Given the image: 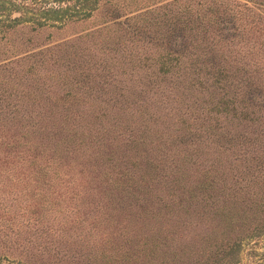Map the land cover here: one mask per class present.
Instances as JSON below:
<instances>
[{"label": "rangeland", "instance_id": "374dc122", "mask_svg": "<svg viewBox=\"0 0 264 264\" xmlns=\"http://www.w3.org/2000/svg\"><path fill=\"white\" fill-rule=\"evenodd\" d=\"M53 2L0 0V259L84 264L24 242L49 224L109 264H195L215 199L233 264H264V0Z\"/></svg>", "mask_w": 264, "mask_h": 264}, {"label": "trees", "instance_id": "16d2710c", "mask_svg": "<svg viewBox=\"0 0 264 264\" xmlns=\"http://www.w3.org/2000/svg\"><path fill=\"white\" fill-rule=\"evenodd\" d=\"M90 2H94L95 0H89ZM58 0H54V2L47 6L46 9L51 10L52 12H59L60 10H63L65 7H62L61 5H58ZM95 8V5L90 7V10L87 12V14L90 13V11ZM185 13V11H180L179 10V14H183ZM58 14V13H57ZM55 14V15H57ZM61 14H59L60 16ZM179 17H177L178 19ZM166 19H169V22L172 21V18L170 17H166ZM180 19L182 21L188 20L187 17H180ZM190 21V20H189ZM12 22L15 21H10L7 22L6 24L3 25L2 29L0 28V37L3 36L4 34V29L7 26H10ZM44 22L42 21H36V24H40L42 25ZM194 27V26H193ZM195 29L192 35L195 34ZM14 104H12L13 106ZM26 108L23 107H16L13 106L11 108V111H13L14 113H18L19 111H24ZM21 115V114H20ZM73 134H75V132H73ZM77 138V142L80 143L83 141V133L80 132V134L76 135ZM75 138H71V136H68L65 139V142H70L73 141ZM204 180L200 181L199 186H198V191L200 192V198H203V195H207L210 196V194L207 192V190H205L206 188L208 189H214L213 186V182L215 181V175L214 174H208V173H204L203 175ZM204 193V194H203ZM224 200H222L223 202ZM213 204L211 206H207L205 209H207V213L205 212V209H201L202 211V218H204L205 220L209 221L210 226V232L211 235H208V239H210L211 241H209L208 244H206L205 250L206 255L199 259H190L193 260V262H195V264H233L235 261V257H236V248L240 242L241 237H237V238H232L230 235V231H232V225H231V216L228 212V203L226 204H217L214 205L215 203V199H212ZM227 206V208H226ZM259 210L257 209L256 214L260 213L258 212ZM263 211V210H262ZM213 218L210 219V218ZM51 225L47 224L45 226V229H41V232L36 233L33 237L31 238H26L24 240V242L28 243V244H34L35 246H42L44 247V245H46V247L50 246V245H55L58 244L61 240H63L64 242H70L71 244H73V251L75 252V254H77V257H80L79 260L81 262H83L84 264H109L111 263L115 257H118V255H113V251L109 252V253H105V251H103L101 248H97L98 246L94 247L93 245H90V243L88 244V240L90 238V235L87 236V232H86V236L84 235L81 236L79 234H76L73 239L68 240V237L70 236L69 233H60L57 234L58 237L57 238H53L52 236H48V234H50V232H47V229H50ZM264 228L263 223H254L251 226V230H249L251 233L253 232H258L260 230H262ZM64 236V237H63ZM89 237V238H88ZM62 238V239H61ZM37 239H40L41 241H37ZM47 242V244H45ZM43 243V244H42ZM141 244H145V240L141 241ZM94 245H97L96 242H94ZM212 246V248H210L209 246ZM15 249V247H10ZM144 247H140L138 250H143ZM203 251V250H201ZM124 252H121L120 255L124 256ZM70 257H74V254H70ZM123 258V257H122ZM189 260V262H190ZM0 263L1 264H8V261H2L0 259ZM78 262H76L75 264H77ZM192 263V262H190Z\"/></svg>", "mask_w": 264, "mask_h": 264}]
</instances>
